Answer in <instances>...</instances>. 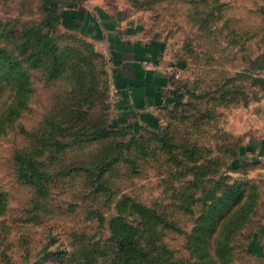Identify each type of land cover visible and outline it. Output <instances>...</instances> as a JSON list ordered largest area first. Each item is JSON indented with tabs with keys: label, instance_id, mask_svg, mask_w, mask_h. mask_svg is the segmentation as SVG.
Listing matches in <instances>:
<instances>
[{
	"label": "rangeland",
	"instance_id": "1",
	"mask_svg": "<svg viewBox=\"0 0 264 264\" xmlns=\"http://www.w3.org/2000/svg\"><path fill=\"white\" fill-rule=\"evenodd\" d=\"M45 1L0 0V264H252L264 172L233 123L264 97V0ZM100 17L180 64L143 128Z\"/></svg>",
	"mask_w": 264,
	"mask_h": 264
},
{
	"label": "crops",
	"instance_id": "2",
	"mask_svg": "<svg viewBox=\"0 0 264 264\" xmlns=\"http://www.w3.org/2000/svg\"><path fill=\"white\" fill-rule=\"evenodd\" d=\"M105 21L101 17L97 19L95 28L102 26L109 35L114 118L131 126L138 122L143 128L147 126L151 114L164 106L171 72H177L175 67L179 68L180 64L176 66L172 63L164 45L149 41L144 32L137 34L122 27L118 21L112 27H107ZM237 114L239 116L233 123V131L244 138L239 154L264 172V97ZM249 250L253 253L252 264H264V219L250 238Z\"/></svg>",
	"mask_w": 264,
	"mask_h": 264
},
{
	"label": "trees",
	"instance_id": "3",
	"mask_svg": "<svg viewBox=\"0 0 264 264\" xmlns=\"http://www.w3.org/2000/svg\"><path fill=\"white\" fill-rule=\"evenodd\" d=\"M44 5L46 7V11L48 12V15L46 16L47 17L46 24L47 23L49 24L55 18V15H54V12H53V10L55 8V4H54L53 0H46ZM180 90H181L180 88L176 87L175 93L176 94L177 93L180 94ZM173 103L178 104L179 101L172 102L171 104H173ZM168 106H169V104L167 105V107ZM103 131H105V128H103ZM102 136H103L102 138L106 137V131L103 133ZM25 162L27 164V161H24V163ZM100 168H101V166L99 167V169ZM115 243H116V247H117V248L115 247V250H116L117 254H118V252H120V253H122V255L125 256V255H127L129 253H133V252L137 251V246H136V243L134 241L133 235L117 234V235H115Z\"/></svg>",
	"mask_w": 264,
	"mask_h": 264
}]
</instances>
